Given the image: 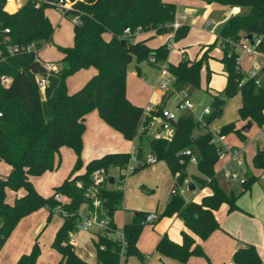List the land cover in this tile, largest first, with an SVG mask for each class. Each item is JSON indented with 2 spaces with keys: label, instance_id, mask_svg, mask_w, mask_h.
<instances>
[{
  "label": "trees",
  "instance_id": "1",
  "mask_svg": "<svg viewBox=\"0 0 264 264\" xmlns=\"http://www.w3.org/2000/svg\"><path fill=\"white\" fill-rule=\"evenodd\" d=\"M43 0H26L14 13L5 11L7 0H0V49L12 44H34L36 50L53 43L54 27L45 14L47 7ZM71 8L64 9L66 17L73 20L74 44L70 47L58 46L63 53L62 65L49 75V84L44 95L37 84V75L30 66L35 62V53L28 52L7 58L0 62V76L8 75L11 83L5 87L0 83V160L11 166L8 175H0V248L4 245L18 222L26 215L47 208L50 214L58 205L54 195L62 193L71 199L65 206L70 213L75 212L88 202L84 189L76 185L78 180L84 187L91 184L90 174L97 168L106 169L123 167L128 164L130 153H109L91 160L84 173L75 174L82 166L83 133L85 116L97 110L100 118L126 140L133 141L142 126H148L154 116L161 114L162 109L145 115V109L132 104L126 95V78L128 65L135 60L140 63L149 61L155 56L156 61H167L170 46L168 43L157 48L149 47L144 40L135 41L134 36H125L124 30L130 27L133 31L141 26L143 30L155 29L156 33L171 30L169 25L175 18L176 6L165 0H71ZM232 7L246 8L245 14L231 16L217 36L214 44L208 46V53L217 41H221L224 55L221 61L225 65L227 82L223 90L213 98V110L208 122L219 117L225 103L224 98H231L238 92L242 103L239 116L242 120H251L259 126L264 125V88L258 87L251 77L245 78L239 70L238 42L241 33L246 36L254 34L261 37L257 51L264 53V0H209ZM77 18V21H74ZM189 26L183 25L175 31L174 40L184 37ZM5 28L10 31L6 33ZM109 32L111 39L106 40L103 34ZM245 36V37H246ZM244 37V38H245ZM122 40L125 43H122ZM207 52L190 60L183 56L178 64H167L175 84L200 86L201 69L208 63ZM150 62V61H149ZM167 63V62H166ZM156 66V63L150 62ZM94 67L97 73L86 84L74 93H69L66 79L81 69ZM137 71L140 72L137 66ZM199 121L180 116L171 121L172 136L170 139L154 137L150 141V151L158 161H164L171 172H180V181L186 177L189 156L186 149H192L198 157L197 177L200 186H208L212 193L204 196L200 202L186 201L173 193L163 216L176 214L184 221L185 226L200 239H206L219 228L214 211L223 203L229 205V211L238 209L236 195L227 194L216 180L215 164L220 153L218 146L212 142L210 131L194 136L193 131ZM235 130L234 123L220 128L224 135ZM239 135L242 133L237 130ZM146 131L141 132L140 142ZM62 146H68L75 152L77 160L73 174L55 187L53 195L44 197L35 189L31 176H40L46 171L55 170L60 165L56 154ZM135 152L143 165L144 151L141 145ZM253 165L264 175V149L257 150ZM139 167L136 166L135 170ZM244 190H248L255 177L245 171ZM25 189V194L15 199L13 204L6 202L7 189L17 191ZM104 207L100 216H108L111 227L116 229L113 215L123 201V191L103 186ZM147 212L135 213L134 220L125 224L124 260H121V246L111 237L99 235L95 242L96 264H126L130 256H137L141 261L145 257L137 247V239L144 227ZM78 216L73 214L64 217V223L57 231L52 247L61 254L59 264H91L80 258L74 246L68 243V232L76 227ZM156 219V220H157ZM182 243H176L167 235L161 237L157 251L162 255L180 262H187L193 255L204 256L201 245L195 243L192 235L182 232ZM40 247L35 243L31 252L21 255L16 264H36ZM237 264H264L253 245L239 248L233 256ZM147 264V263H144Z\"/></svg>",
  "mask_w": 264,
  "mask_h": 264
},
{
  "label": "rangeland",
  "instance_id": "2",
  "mask_svg": "<svg viewBox=\"0 0 264 264\" xmlns=\"http://www.w3.org/2000/svg\"><path fill=\"white\" fill-rule=\"evenodd\" d=\"M20 2L24 4L26 0H15V3L19 4ZM169 2L175 4L177 17L182 18L183 15H186L185 18L186 21H184V24L188 23L190 25V27H188L189 29L187 34L184 37L177 40L175 48L172 49L171 52L169 51L170 52L169 62L177 63L181 59L184 50H186V52L183 53L184 56H186L188 59L190 58L191 60V58L196 53L197 47L200 44L215 43V37L210 34V32L214 28V25H207V22H213V23L220 22L219 26L215 30V33L219 34L224 26V22L222 21V19H224L226 15L224 11L225 8L221 3L209 2V0H169ZM46 13L56 30L53 38L54 42L49 43L51 45L48 46H46L45 44L42 45L38 49L39 55L45 61H55V63L59 66L58 68H60L62 65V59L58 46L70 47L74 44V40H73L74 23L72 19H70L69 17H65L63 15L64 13L56 7L47 9ZM245 13L246 11L243 10L242 14ZM245 36L246 35L242 32L240 41H243ZM165 37H168V35H164V38ZM162 40L163 38L160 35H158L157 37H153L149 39V46L153 49L157 48L159 46V44L157 43L161 42ZM199 49H200L199 57L206 52L208 53V46L207 47L201 46ZM213 51L214 52L219 51L218 44L214 46ZM243 53L241 56L239 54V58H240L239 64L242 70L245 71L246 73H249V71L251 70H257V78L261 82L260 87L264 88V69L262 68L264 64V56H261V54L258 53H251V54L246 52ZM136 63L137 62L133 60L128 65L127 96L132 104L140 106L145 109L146 106H148V103L146 104L144 101L140 100V98L145 93V90L144 88H142V85H148L149 86L148 90L150 94H152L154 89L152 84L155 81H157L158 83L157 88L158 90L162 91L159 87L160 69L158 67L156 68L150 66L147 60H144L140 63L141 73L139 75L136 69ZM213 63L214 65H209V67L207 64L203 65L201 69V82L199 87H195L191 84L185 83V84H177L174 88H172L171 91L168 92L167 96L165 97V101H164L165 103L163 108L177 112L175 110L176 105L178 102H180V98L178 94L182 93L185 95L186 98H189V100L193 103L194 107L192 110L187 108L178 111L177 112L178 117L180 116L190 117L193 118L195 121H199L204 124L208 123L212 129L222 128L230 123H234V125L235 123H238L240 121L238 120L240 119L239 116L240 92H238L231 98H224L225 103L223 106L222 113L220 114L219 117H216L215 119L208 122L210 114L212 113L213 110V98L215 95H217L215 91L222 89L225 84V78L223 75L220 74V72H222L220 70L221 67L217 66L216 62ZM220 63L223 64V70L225 71L224 63L222 61ZM215 70H217L218 72L216 73ZM91 71L94 70H92V68H86L69 76L66 79L67 90L71 93H74L80 88H82L86 84L85 82L87 80L89 81L93 77ZM142 75H144L145 80L142 79ZM138 80L142 84H139ZM139 88H141V90L138 92ZM218 92L220 93V91ZM135 94L137 95V98H139L137 102L138 104L133 103L134 102L133 100H137L136 97H134ZM141 104H145V105H141ZM160 109L162 108L160 107ZM158 126L159 124L157 123V121H155L152 127H150V129H148L146 134L143 136L144 139L141 142H140L141 131L135 139L137 145H141V148L145 151L146 154L150 149L149 148L150 141L155 137L157 131L156 128ZM206 127H208V125ZM168 129L169 126L167 125L164 128V133H163L164 134L163 136L166 139H170L172 136V132L167 131ZM195 129L193 131L194 136H196L195 131H197ZM237 130L239 129H237L235 126V130L222 135L221 140L226 145H229L231 147L244 148V150L247 153L248 164L250 165V167H252V158L254 151L256 152L257 150L256 147L259 145V147L264 148V125L259 126L256 122H254L250 131L244 134L245 135L244 137H241L242 135H239L236 132ZM210 133L212 134V132ZM226 157H228V154H223L222 156H220L215 165L216 180L225 193L231 194V190H230L231 186L229 183L226 182L224 175L220 172L221 166L224 163ZM66 162L68 161L64 159L62 156V158H60V165L58 166L57 169H59L61 165L63 166V163L66 164ZM189 163L190 162L188 160L186 170L184 171L186 173V176H188L187 169ZM143 166L144 167L142 169L139 168L138 170H136V172L133 175H131V177L128 179L129 187L123 192L124 214L122 215L120 214L121 212H117L115 215L116 218L115 221L118 224L119 229L123 230L124 225L121 226L123 223V219L124 222L126 223L132 222L134 220L136 212L158 210V212L162 213L166 208L167 204L169 203L173 192L185 200L189 199L193 194V191H189L188 183L186 181L182 183L181 188H180V183L176 187L175 180L173 178L174 174H172V172L166 166L164 161H159L157 164L152 166H146V165ZM73 169L74 166L72 167L70 174L73 173ZM111 169L112 168H110V170ZM190 169H191L190 173L193 175L192 180L194 183H197L196 184L197 191H199L201 188L200 192L194 193L199 197L204 191L202 187H199L200 183L197 179V177H201V175L200 173L197 172L195 167L191 166ZM9 172H10L9 165L4 161L0 160V175H6L9 174ZM263 178L264 176H260L259 178L260 181H263ZM116 181L118 180L116 179ZM241 186L242 185L235 183L236 188ZM13 196L14 193L8 191L6 194V200H11ZM44 208L45 207L40 208L34 212H38ZM31 214L32 213L26 215L22 219H25L27 216ZM40 215L41 213H37L35 216L39 218ZM61 219L62 218L59 215L56 214L54 215L51 214V216L49 215L48 217H46L45 224L41 228V231H39L36 235L33 236H32V230L34 229L35 222H33L31 219L24 220L16 230L15 235L17 236L18 241H16V243L14 244V240H12L8 243L6 247L4 248L2 247L0 249V262L14 258L16 252L15 245L18 246V250H27L33 248V246L35 245V243H37L38 240V245L41 251L39 257V264H57L58 259L56 258V253L52 250V243H53L52 234L54 233L55 228L59 227L60 229V227L62 226ZM168 219L169 217L163 216L159 219L160 221L158 220L159 222L156 224L154 228L152 226L143 227L138 238V242H139L138 247L141 254L144 255L154 252L153 258L154 261L156 262H159L160 260V255L158 254L159 252L158 253L156 252L157 244L161 239L160 236H162V234L169 236L168 230L170 229V226ZM176 233L178 234V231ZM179 234L182 236V232L179 231ZM76 247H77L76 252L84 256L85 259H89L90 261H93L95 259V251L88 235L86 236L81 235L80 242ZM211 257L212 256L207 255V253L205 252L204 256H192V261L188 263L201 264L198 261L200 260L203 261L204 264H213V260ZM138 258L139 257L137 256L131 257L128 261V264H137ZM224 262H226V264L229 263V261H225V259H222L220 260L219 264H223Z\"/></svg>",
  "mask_w": 264,
  "mask_h": 264
},
{
  "label": "crops",
  "instance_id": "3",
  "mask_svg": "<svg viewBox=\"0 0 264 264\" xmlns=\"http://www.w3.org/2000/svg\"><path fill=\"white\" fill-rule=\"evenodd\" d=\"M165 1L169 2V0H165ZM22 5H23L22 2H20L18 4V3H15V0H7V3L5 5V10H7L10 13H14ZM223 7L225 8L224 11L226 14L224 19H222V21L224 23L231 16H234L237 14H242L243 10H245L246 12L248 11L246 8H241V7H234L235 9L233 10V7L229 6V5H223ZM50 8H53V7H47L45 9V14L47 17H48V15H47L46 11H47V9H50ZM187 12H189V11H187ZM176 16H177V14H176ZM184 21H186V20L184 19L182 21L183 24H184ZM219 23L220 22H218V23L207 22V25H214V28L210 32V34L215 37V41H216L217 35H218L215 33V30L219 26ZM184 25H188L190 27V25L188 23L187 24L185 23ZM53 27H54V25H53ZM55 30L56 29L54 27V34H55ZM54 34H53V38H54ZM174 34H175L174 31H168V32L160 34V33H156L153 30H147V31H144L142 33L136 34L134 36V40L135 41L144 40L146 42V44L149 46V39H151L153 37H157L158 35H160V36H162L163 40L157 44H159V46H161V45L168 43L170 46V52H171V50L174 49L175 45H176V40L173 39ZM164 35H168V37L164 38ZM103 37L106 40H109V39H111V34L109 32H106L103 34ZM73 40H74V32H73ZM53 42H54V40H53ZM211 44L212 43L200 44L197 47L196 53L191 58V60L199 57V53H200L199 48L201 46L207 47ZM217 44L219 45V51L214 52L212 49L209 52L210 58L208 60L207 65L209 67V65H214L213 62H216L217 66L221 67L220 70L222 72H220V74L224 76L225 84H226V82H227L226 73L223 70V64L220 63L221 59H222L221 57H222V55H224V51L222 48L221 41H218ZM45 45L48 46L51 44L46 43ZM170 52H169V55H168V58L166 61L167 64H178L180 62V60L182 59V57L184 56L183 53H185L186 50L183 51L182 57L177 63H170L169 62ZM60 53H61V59H62L63 53L61 51H60ZM242 53L243 52L241 50H239L240 56L242 55ZM254 53H258V54H261V56H264V53H262V52L255 51ZM243 54H245V53H243ZM249 54H251V53H249ZM38 56H39L40 60L43 62L55 63V61L43 60V58L39 55V51H38ZM147 62L150 66L157 68V66L150 64V62L148 60H147ZM239 62H240V58H239ZM140 63H136V69H137V66L140 69V72H138L139 75L141 73ZM56 66L59 67L57 64H56ZM90 68H92V70H94V71H91V74L94 76L97 73V69L94 67H90ZM262 68L264 69V64H263ZM240 69H241V73L244 75L245 78L250 77L251 71H255L256 79L259 81V85H257V86L258 87L261 86V82L257 78V70H251V71H249V73H246L245 71L242 70L241 66H240ZM215 71H216V73L218 72L217 70H215ZM127 76H128V71H127ZM142 79L145 80L144 75H142ZM138 82H139V84H142L139 80H138ZM157 84H158L157 81H155L152 84L153 88H154L152 94H150V92L148 90L149 89L148 85H142V88H144L145 93L140 98V100L144 101L146 104L148 103V106H146L145 110L148 107H152V110L150 111V113L152 111H157V109H159L160 107L163 109L164 103H165L164 102L165 97L167 96L168 92H170L171 89L177 85V84H175V85H173V87L169 91L163 92V91L158 90ZM225 84H224L223 88L225 87ZM223 88L220 90H216L215 93L218 94L219 93L218 91L221 92L223 90ZM140 90H141V88H139L138 92ZM69 93H71V92H69ZM126 95H127V78H126ZM178 95H179L180 101H181L182 97L186 98L185 95L182 93H179ZM134 97H136L137 100H133L134 101L133 103L138 104L137 102H138L139 98H137L136 94L134 95ZM127 98H128V96H127ZM187 99H189V98H187ZM241 103H242V99H241V94H240V106H241ZM141 105H145V104H141ZM240 106H239V108H240ZM185 109H187V108H185ZM238 120H240V121L238 123H235V126L242 133L241 137H244L245 136L244 134H246L250 131L254 122L251 120H248V119L247 120L238 119ZM155 121L156 120H152L147 127L141 125V127L139 129V133H140V131L141 132H143V131L147 132L148 129H150V127H152V125ZM248 122H251L252 125H251L249 131L246 132L243 130V127H245ZM207 125H208V127H206ZM213 129L209 126L208 123L204 124V123L200 122L199 126L195 129V130H197V131H195V135L197 136L199 134L206 133L208 131L215 132L216 130H220V128H213ZM221 138H222V135H220L219 137H216L215 138V144L222 151V152H220V156H222L223 154H228V157H226V159L224 160V163L221 166L220 172L225 177V169L230 168L232 170H236V171L240 172V174L244 177L245 171H249L255 177V181L251 184V187L248 190H244V187L240 181H238V180L227 181L226 180V182L229 183L231 186V189H230L231 193H233L234 195L237 196L236 197V205L238 206V209L233 210V211H229V205L227 203H223L217 210H215L214 214H215V217L219 223V228L216 229L213 233H211L208 238L203 240V239H200L198 236L194 235L185 226L184 221L181 220L176 214H174L173 216H167V217H169L168 221H169V226H170V229L168 230L169 236L168 235L167 236L169 238H171L172 241L181 244L183 239H182V236L179 234V231L180 232L186 231L187 233H189L190 235L193 236L196 244L201 245V247L207 253V255L212 256L211 258L213 260V264H219L220 260H222V259H225V261H229L228 264H237V263L233 262L234 253L239 248L244 247L245 245L255 246L260 258L264 261V178H263V181H260L259 178H260V176H263V174L261 173L260 170L256 169L253 165V158H254V155L256 154L257 150L264 149V148H261V147H259L258 144H256V145H258L256 147L257 150H256V152L254 151L253 158H252V167H250V165L248 164V160H247V153L244 150V148H237V147H231L229 145H226L221 140ZM82 139H83V149H82L81 159L83 162V166L78 171H76L75 174L84 173L86 170V165L93 159L100 158V157H102L106 154H109V153H123L124 152V153H130L131 154V153L136 152L137 149L139 148L138 147L139 145H137L135 140H133V141L126 140L120 132L116 131L111 126H109L105 121H103L100 118L97 110H93L85 116V131L83 133ZM142 139H144V137H142ZM230 149H239L241 151L242 158L244 159V165L243 166L237 165L236 160L230 154ZM149 153H151L150 149H149L147 154H149ZM147 154L144 151L143 160H145ZM62 156L64 159H66L68 161V162H66V164L63 163L64 167L61 165V167L59 169H57L58 168L57 167L55 170L46 171L44 174H42L40 176H31L30 177L35 189L44 197H49V196L53 195L55 187L59 186L64 180H66L67 178H69L71 176L70 172H71L72 167L75 166L74 163H75L77 156H76L75 152L73 151V149H71L68 146H62L59 149V152L56 154V159L58 160V159L62 158ZM158 162L159 161H157L154 164H145V165L146 166H152V165L157 164ZM137 166L141 169L144 167L142 163H137ZM166 166H167V164H166ZM191 166L195 167L197 172L199 173V171L197 169V164L189 163L188 169H187L188 176H186L182 182H179L180 188H181V185L184 181H186L188 183V189H189V185L191 183H193L195 188L193 190L189 189V191H193V194L186 201L193 200L196 202H200L204 196L210 195L212 193V191L208 186H204L205 188H203L202 186H199V187H202V189L204 190L202 192L201 196L198 197V195L194 194L195 192L196 193L200 192L201 188L199 191H197V185H196L197 183L193 182V180H192L193 175L190 173ZM66 167H68V168H66ZM9 168L11 171L10 165H9ZM110 172L112 175H114V177H117V175H119L118 168H112L110 170ZM135 172L136 171L130 173L127 176L123 192L129 187V183H128L129 180L128 179ZM6 175H8V174H6ZM72 175H74V174L72 173ZM235 183H238L242 186L236 188ZM115 186L116 185H112L111 188H115ZM8 191H10L11 193H14V196L11 198V200H6L10 204H13V202L15 201L16 198L23 196L26 192L24 188H21L18 191H13V190L7 189L6 194ZM123 200H124V195H123ZM123 203L124 202L122 201L121 207L117 211H115V213L113 215V221L116 225L117 230L119 229V226L115 221V219H116L115 215L117 212H121L120 214H122V215L124 214ZM144 212H147V214L148 213H155L157 216H159V214H161L160 212H158V210L144 211ZM37 213H41L39 218H37L35 216ZM54 214L59 215L62 218L61 221H62V225H63L64 220H65L64 217L61 216L60 214L56 213V212L52 213V215H54ZM49 215L51 216L50 211L47 208L41 209L38 212H34V213L32 212L31 215L27 216L25 219H22L21 221L18 222L19 224H17V226L11 232L10 236L7 238L6 242L4 243V245L2 247L3 248L6 247L8 245V243L12 240H14V244L16 243V241H18L17 236L15 235L16 230L18 229L19 225L24 220L31 219L33 222H35L34 229L32 230V236H33V235H36L39 231H41V228L45 224V219ZM159 221L157 219L155 221L146 223L144 225V227L152 226L154 228ZM125 224H128V223L124 222V219H123V223L121 226H123ZM58 230H59V227L54 229V233L52 234V241L55 238ZM121 230L122 229H119L118 231H121ZM177 231H178V234L176 233ZM99 233H100V231L96 227H93L89 231L80 230L76 234V244L74 245L75 252H76V248H77L76 246L80 242V236L81 235H84V236L88 235V237L90 238V240L92 242V246H93L94 251H95V259L93 261H90L89 259H85V257L82 256L81 254H78L77 252L76 253L80 258H82L83 260H85L91 264H96V262H97L95 242L99 238V235H100ZM163 235H165V234H162V236ZM162 236H160V238ZM114 237H115V235L112 236L113 239H114ZM37 243H38V240H37ZM138 246H139V242L137 239V247ZM138 249H139V247H138ZM31 250H32V248L27 249V250H18V246L15 245V251L16 252H15L14 258L9 259L7 261H2V262H0V264H16L17 261L19 260V258L21 257V255L27 254V253L31 252ZM52 250L56 253V258L58 259L57 264H59L62 256L53 247H52ZM156 252L158 253L157 250H156ZM153 254H154V252L149 253V254H144L143 256L145 257V261L143 262L138 258L137 264H144V263H147V264H190L188 262L192 261V256L189 258V260L187 262H180L176 259H172V258H169L167 256H164L159 252L158 254L160 255V260H159V262H156V261H154ZM193 256H195V255H193ZM39 257H40V255H39ZM39 257L36 261V264H39ZM131 257H136V256H130L126 261V264H128V261ZM198 261L201 264H204L203 261H200V260H198ZM223 264H226V262H224Z\"/></svg>",
  "mask_w": 264,
  "mask_h": 264
},
{
  "label": "built area",
  "instance_id": "4",
  "mask_svg": "<svg viewBox=\"0 0 264 264\" xmlns=\"http://www.w3.org/2000/svg\"><path fill=\"white\" fill-rule=\"evenodd\" d=\"M46 5H50L52 7L58 8L60 11L63 12L64 9L71 8L73 5V1L71 0H43L42 1ZM235 8L233 7V10ZM238 12V11H237ZM186 18V15H183V17L178 18L175 16L174 20L169 24L171 26L170 31H176L180 27H182L183 20ZM74 21H77V18H74ZM153 31L156 32L155 29H152ZM4 31L8 33L10 30L8 28H5ZM146 30H143L141 26H138L134 31L130 28L127 27L124 30V35L125 36H135L138 33H142ZM174 39V38H173ZM261 42V37L260 36H254V43L252 44L250 39L246 36L243 41L238 42V48L239 50L246 52V53H254L257 51V46ZM35 53L36 60L35 61H40L43 67L46 69V73H38L37 75V84L40 89V92L42 95H44L45 90L49 84V75L51 72L57 71L58 67L56 66L55 63L53 62H43L40 60L38 56V51L36 50L34 44H12L8 45L6 49H0V62L4 61L7 56H14V55H19L23 53H28V52H33ZM149 61L152 63H156L157 67L160 69V76H159V87L163 92L169 91L173 87L174 83V78L171 75V73L168 70L167 63H159L156 61L155 56H150ZM239 62V59H238ZM239 70L240 65H239ZM250 77L255 80L256 85H259V81L256 79V74L255 71L250 72ZM11 77L8 75H1L0 76V83L1 85L7 87L11 83ZM193 108V103L187 99L182 97L181 101L177 104L176 106V111H180L182 109ZM152 110V107H148L145 110L146 116H150V111ZM177 112L173 110H167V109H162L161 114L158 116H154L152 120H156L159 123V126L156 128V138H161L164 137V128L168 125L169 129L167 131L172 132V128L170 126V122L178 119V114ZM2 113L0 112V116ZM166 131V132H167ZM212 142L215 143V138L217 136H220V130H216L215 132H212ZM222 152L221 149H219V153ZM185 154L189 156V162L192 164H197L198 163V157L197 155L193 152L192 149H186ZM230 154L231 156L236 160V163L238 166H243L244 165V159L242 158L241 151L239 149H230ZM145 164H154L158 161L157 156L153 153L147 154L145 160H143ZM137 163H142L141 159L138 158L136 153H131L130 160L127 165L123 167H117L119 170V175L117 177H114V175L111 174L110 169H106L104 167H100L95 169L94 171L91 172L90 174V181L91 184L88 187H84V183L81 180H78L76 182V185L79 188L84 189V197L88 202L84 203L81 208L75 212L70 213L65 209V206L71 202V199L62 194V193H56L54 195L55 199L58 202V205L55 209V212L60 214L63 217H68L73 214L77 215V221H76V227L73 230H69L68 232V243L71 245L76 244V234L80 230H85L89 231L93 227H96L100 231V235L106 236V237H111L115 235L114 239L119 242L121 246V260H124L125 256V245H126V240H125V234L124 231H118L117 229H113L111 227L110 221L111 219L108 216H100L99 212L103 209L104 207V197H102V188L103 186H109L111 187L112 185H116L115 190L123 191L125 187V181L127 176L134 172ZM264 176V175H263ZM113 178V183H110V179ZM116 179L118 181H116ZM225 179L227 181L230 180H238L241 183L244 181V177L240 174V172L236 170H232L230 168L225 169ZM174 180H175V185H179V180H180V172H176L174 174ZM174 193V192H173ZM158 218V216L155 213H148L145 219V223H149L152 221H155Z\"/></svg>",
  "mask_w": 264,
  "mask_h": 264
},
{
  "label": "water",
  "instance_id": "5",
  "mask_svg": "<svg viewBox=\"0 0 264 264\" xmlns=\"http://www.w3.org/2000/svg\"><path fill=\"white\" fill-rule=\"evenodd\" d=\"M248 39H250L251 43H254V34H248L247 35ZM122 43H125L124 40H122ZM31 71L34 74H38V73H46V69L43 67V65L41 64L40 61H35L31 64L30 66ZM252 123L248 122L247 125L245 127H243L244 131H249L250 127H251ZM110 183H113V178L110 179ZM195 188V186L193 185V183H191L189 185V189L193 190Z\"/></svg>",
  "mask_w": 264,
  "mask_h": 264
}]
</instances>
